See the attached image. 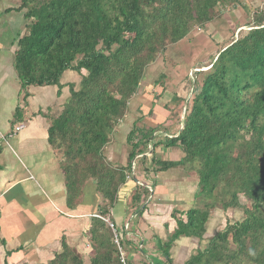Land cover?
<instances>
[{
  "label": "trees",
  "instance_id": "1",
  "mask_svg": "<svg viewBox=\"0 0 264 264\" xmlns=\"http://www.w3.org/2000/svg\"><path fill=\"white\" fill-rule=\"evenodd\" d=\"M246 1L22 0L14 9L23 12L25 20V33L18 36L15 52L24 101L30 97V87L55 86L60 96L67 71L82 78L79 88L69 86L70 97L53 120L48 140L53 150L64 154L61 168L68 207L75 210L81 204L89 182L96 185L101 200L89 230L93 250L89 264H122L115 243L117 229L106 219L132 175L138 169L157 174L177 167L197 173V198L207 201L203 208L182 214L185 219L172 214L177 228L167 242L159 240L166 264H173L171 249L177 240L204 238L218 203L225 210L242 208L245 218L228 223L186 264H264V9L253 14L251 30L223 47L204 67L209 69L200 72L198 81L194 79L183 121L187 99L173 97V120L184 127L177 137L163 126L149 130L138 120L127 137L128 166L115 167L104 154L147 69L159 56L195 28L214 22L220 6ZM165 78L161 75L158 84ZM21 116L23 109L18 107L17 122ZM157 131L168 135L156 139ZM159 146L180 147L184 157L179 162L161 161L155 157ZM242 196L250 205L242 204ZM150 197L149 188L137 185L134 214L143 215ZM131 230L129 224L125 236ZM119 235L126 248L124 236ZM48 264L86 263L64 240L63 251Z\"/></svg>",
  "mask_w": 264,
  "mask_h": 264
},
{
  "label": "crops",
  "instance_id": "2",
  "mask_svg": "<svg viewBox=\"0 0 264 264\" xmlns=\"http://www.w3.org/2000/svg\"><path fill=\"white\" fill-rule=\"evenodd\" d=\"M21 3L22 0H0V264H48L63 251L64 240L84 261L91 260L89 230L92 219L98 216L96 211L101 201L96 185L89 182L81 204L75 210L70 209L61 168L64 154L53 150L48 140L53 120L61 115L70 97L69 86L74 84L79 88L82 78L74 71H67L61 79L60 96L55 86L30 87L27 91L30 97L24 101L25 91L21 89L15 68L16 42L18 36L25 33L23 12L14 10ZM67 76L69 79L64 82ZM158 76L155 75L151 83L144 79L139 93L129 102L128 113L116 125L112 141L105 149L108 161L115 167H127L130 162V149L123 144L126 145L136 121L140 120L149 130L163 126L173 137L178 136L177 131L183 127L179 128L171 112L164 114L176 93L169 92L165 81L156 84ZM185 86L177 93L181 98H184ZM55 97L56 108L50 107L47 102ZM18 107L23 109V116L17 122ZM131 110L138 116H133ZM19 126L23 129L14 134ZM167 135L163 133L164 137ZM160 136L161 132L157 131L154 138ZM149 157L151 160V155ZM155 157L179 162L184 153L180 147L159 146ZM138 170L121 188L118 203L106 222L111 221L116 229H121V233L117 232L127 242L130 264H166L159 251V240L167 242L176 230L173 213L185 219L182 214L197 208L199 178L195 171L183 167L157 174ZM137 185L151 191L141 217L134 214L132 207ZM214 218L211 213L203 239L182 237L175 242L171 249L173 264H186L193 255L208 247L211 238L221 231L218 228L222 225L221 219ZM127 224L132 225V230L125 236Z\"/></svg>",
  "mask_w": 264,
  "mask_h": 264
},
{
  "label": "rangeland",
  "instance_id": "3",
  "mask_svg": "<svg viewBox=\"0 0 264 264\" xmlns=\"http://www.w3.org/2000/svg\"><path fill=\"white\" fill-rule=\"evenodd\" d=\"M263 9L264 0L258 2L249 0L245 3H238L237 5L228 4L220 6L218 8L220 15L214 22L202 28H195L186 40L170 46L159 56L158 60L153 65L154 67H149L151 69H147L145 82H154L155 75H159L157 77L158 80L161 75H166L164 81L167 87H169V92L177 94L180 88L186 85L183 97L186 98L187 101L191 100L193 96V87L196 86L194 84V79L198 81L200 72L209 69L204 67H208L213 62L214 58L223 47L248 33V29L253 23V14ZM68 79V76L65 77L64 82L68 81ZM158 80L156 84H158ZM67 92L69 94L70 90ZM171 102L166 105L164 114L169 111L171 112V116H174L172 113L175 112V110L172 109L174 103ZM47 103L50 107L56 108V97L55 99L50 98ZM131 114L133 116H138L132 110ZM162 132L161 136H163ZM123 145V147L128 148L127 143ZM106 159L108 160L107 157ZM205 201H207V199H204V197L198 198L197 207L203 208ZM241 202L245 206L250 205L243 196L241 197ZM218 204L217 208L213 209L211 213L214 214V220L221 219L222 225L218 227L220 230L225 228L228 223L234 224L236 222H241L245 218L242 208L225 210L221 207L220 203ZM117 230L121 233L120 228ZM85 261L87 264L90 263L89 258ZM127 261L128 264H130L128 256Z\"/></svg>",
  "mask_w": 264,
  "mask_h": 264
},
{
  "label": "built area",
  "instance_id": "4",
  "mask_svg": "<svg viewBox=\"0 0 264 264\" xmlns=\"http://www.w3.org/2000/svg\"><path fill=\"white\" fill-rule=\"evenodd\" d=\"M22 129H23V126L17 127L14 134H17ZM133 168H135V165H133ZM111 227L114 229L113 224H111ZM128 228H129V224L126 225L124 231L127 232ZM114 233H115V243L117 244L119 251H120V255H121V262L122 264H128L127 254H126L124 246L122 245V236H120L115 229H114Z\"/></svg>",
  "mask_w": 264,
  "mask_h": 264
},
{
  "label": "water",
  "instance_id": "5",
  "mask_svg": "<svg viewBox=\"0 0 264 264\" xmlns=\"http://www.w3.org/2000/svg\"><path fill=\"white\" fill-rule=\"evenodd\" d=\"M250 30H251V28L248 29V32H249ZM187 107H188V101H187V103H186L185 106H184L183 114H182V116H181L182 121H183V120L185 119V117H186ZM183 129H184V127L181 128L179 134L183 131ZM176 137H177V136H176ZM134 164H135V161L133 162V165H134ZM152 193H153V192H152Z\"/></svg>",
  "mask_w": 264,
  "mask_h": 264
},
{
  "label": "bare ground",
  "instance_id": "6",
  "mask_svg": "<svg viewBox=\"0 0 264 264\" xmlns=\"http://www.w3.org/2000/svg\"><path fill=\"white\" fill-rule=\"evenodd\" d=\"M151 154H149V156H150Z\"/></svg>",
  "mask_w": 264,
  "mask_h": 264
}]
</instances>
